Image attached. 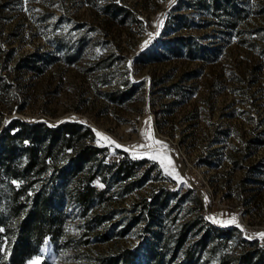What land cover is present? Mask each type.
Wrapping results in <instances>:
<instances>
[{
    "label": "rangeland",
    "instance_id": "1",
    "mask_svg": "<svg viewBox=\"0 0 264 264\" xmlns=\"http://www.w3.org/2000/svg\"><path fill=\"white\" fill-rule=\"evenodd\" d=\"M231 1L239 17L232 2L228 13L213 9L212 0H0V76L7 86L0 126L12 119L51 127L79 122L121 145L93 131L105 162L121 151L142 161L124 186L112 182L85 211L66 192L58 233L44 236L18 264H35L37 256L40 264L139 257L153 232L173 244L181 226L202 216L236 229L226 240H209L194 264H220L222 254L250 249L240 238L264 248V0ZM179 36L212 48V55L174 54L165 42ZM154 140L167 149L139 147ZM162 156L179 179L165 173ZM66 184L69 191L74 177ZM154 197L152 218L143 199L151 204ZM17 209L0 222V264H17L13 248L25 213ZM200 224L175 262L197 247Z\"/></svg>",
    "mask_w": 264,
    "mask_h": 264
},
{
    "label": "trees",
    "instance_id": "2",
    "mask_svg": "<svg viewBox=\"0 0 264 264\" xmlns=\"http://www.w3.org/2000/svg\"><path fill=\"white\" fill-rule=\"evenodd\" d=\"M231 0H212L213 9L221 8L229 11L228 3ZM241 14V8L234 2L230 3ZM168 49L176 55L185 53L188 57L200 55L209 58L212 48L201 44H193L188 37L179 36L165 42ZM41 59V58H40ZM29 67L36 69L32 63ZM17 63V69L21 68ZM7 86L3 76H0V99H5ZM0 112V124L2 122ZM95 139L93 130L79 122L68 121L55 127L43 123H26L19 119H12L0 131V222L4 219L5 212L24 210V215L18 222L17 242L13 248L12 260L20 263L32 254L44 236L57 234L61 223L59 214L63 205L65 193L69 192L74 198V203L82 210L90 208L94 202L101 201L112 182H120L124 186L128 177L142 161H133L121 151L122 156L113 162H105V149L92 144ZM255 142V140H252ZM260 141V140H259ZM50 172L45 177L42 174ZM74 177V185L67 191L66 182ZM14 182L19 186L15 187ZM131 184L126 190L131 188ZM33 189V193L26 191ZM24 194V199L20 195ZM195 203L202 208L199 197L194 193ZM158 202L156 198L151 204L143 199V207L153 217L157 216L153 205ZM165 203L163 201L159 205ZM152 205V208L151 206ZM203 217V216H202ZM186 223L181 226L173 236V244L169 237L153 232L154 238L143 248L139 257L122 253L109 258H99L96 264H194L196 252L206 247L209 240L217 238L228 239L230 233L236 228H220L211 224L204 218ZM97 216L92 222L97 223ZM200 224L203 234L195 243L197 247L185 250L182 260L175 262L179 249L183 245L187 234ZM132 223V222H131ZM131 223L129 225H131ZM208 224V225H206ZM239 234V232H237ZM250 249L239 255L222 254L220 264H264V248L256 240L244 241ZM194 244V245H195ZM171 249V254L166 258V251ZM215 252V249L211 250ZM46 264V263H42Z\"/></svg>",
    "mask_w": 264,
    "mask_h": 264
},
{
    "label": "snow or ice",
    "instance_id": "3",
    "mask_svg": "<svg viewBox=\"0 0 264 264\" xmlns=\"http://www.w3.org/2000/svg\"><path fill=\"white\" fill-rule=\"evenodd\" d=\"M93 131H96V130L94 129ZM96 136H97L98 138L103 139L104 141H106V142L109 143V144H115V146H116L117 148H120V147H121V145L116 144V142L113 141V140H111L109 137H107V136H103L102 133H100L99 131H96ZM148 139H150V140L152 139L151 135H148ZM153 145H160L161 147H160L159 149H153ZM134 147H135V146H134ZM139 147H141V148H149V149H153L156 153H163L164 150L167 149V145L164 144V143L161 142V141H158V140H154V141H153V144H142V145H140ZM127 150H128V149H125V151H127ZM149 158L155 160V159L157 158V156H156V155H152V156H150ZM165 159H168V163H169V164H172V163H173V162L171 161V159L168 158L167 156H162V158H161V160H160V164H161V167L164 168L165 173L168 174V175H170V176H174V178L179 179L178 174H175V170H174V168L170 171L169 168L166 167V166L164 165V160H165ZM233 222H234V218H233ZM259 235H260L261 237H264V233H260ZM45 251H46V250H45ZM33 259H34L35 264H40V260H41V257H40V256H37V257H35V258H33ZM30 264H33V262H30Z\"/></svg>",
    "mask_w": 264,
    "mask_h": 264
},
{
    "label": "water",
    "instance_id": "4",
    "mask_svg": "<svg viewBox=\"0 0 264 264\" xmlns=\"http://www.w3.org/2000/svg\"><path fill=\"white\" fill-rule=\"evenodd\" d=\"M2 128H3V126L1 125V126H0V131H1Z\"/></svg>",
    "mask_w": 264,
    "mask_h": 264
}]
</instances>
